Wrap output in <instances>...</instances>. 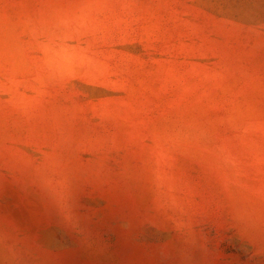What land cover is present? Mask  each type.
<instances>
[{"label":"rangeland","instance_id":"374dc122","mask_svg":"<svg viewBox=\"0 0 264 264\" xmlns=\"http://www.w3.org/2000/svg\"><path fill=\"white\" fill-rule=\"evenodd\" d=\"M0 264H264V0H0Z\"/></svg>","mask_w":264,"mask_h":264}]
</instances>
